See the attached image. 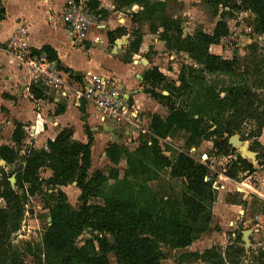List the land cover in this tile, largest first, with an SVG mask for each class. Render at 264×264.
<instances>
[{
	"label": "trees",
	"instance_id": "16d2710c",
	"mask_svg": "<svg viewBox=\"0 0 264 264\" xmlns=\"http://www.w3.org/2000/svg\"><path fill=\"white\" fill-rule=\"evenodd\" d=\"M112 1L123 9L143 8L150 18L154 13L165 12L164 0ZM88 2L96 14L103 13L99 11L98 0ZM212 3L214 6H228L226 0H212ZM232 6L235 11H252L257 16L256 33L264 39V0H241L240 3L233 2ZM2 13L4 14V11L0 10V20L3 19ZM136 18L137 16L133 19ZM169 25L175 27L178 33L174 39L176 51L189 54L203 66L202 71L193 70L194 73L200 74L201 77L205 74L229 77L239 74V62L236 58L222 60L209 52L212 46L218 45L228 34L224 22L216 24L212 35L198 32L184 39L180 38L182 30L177 28L173 21L164 22L167 32ZM119 32V29L115 31ZM115 33H108L110 42L114 40ZM164 41L166 42L165 39ZM141 43L140 39L135 53ZM41 51L55 60V54L50 47H43ZM185 71L187 69H182L179 75H166L153 67L144 76L146 83L161 85L169 82L168 100L178 103L176 109L170 110L167 119L151 117L150 127L155 136L164 138L175 133L177 129L191 128L190 132L195 137L204 122L203 114H206V111H212L213 114L215 109L219 112L212 117V121L223 134L232 136L248 121H255L258 129H264V114L259 115L257 110L240 105L244 96L251 94L248 90L232 89L225 98L205 94L201 99L204 104L197 102L191 105L192 89ZM39 90L33 88L31 93L35 98L43 99L44 94ZM149 95L155 101L165 98L153 92ZM80 110L84 113L83 107ZM226 113L230 114L227 118ZM84 130L88 139L85 144L74 140L72 129H64L53 141L47 142L45 149H37L34 146L24 147L23 126L17 125L12 136L14 146L0 147V161L8 170H3L0 178V199L5 205L0 208V257L5 258L0 260V264H20L14 257H8L11 250L7 240L19 228L25 201L41 191L43 180L39 174L43 170L51 171L52 176L47 183L53 186L65 187L75 184L81 192L79 200L82 203L78 211L66 204L52 213V227L45 232L44 239L45 257L49 264H111L110 258H115L116 264H161L166 255L160 245L170 250H186L209 231L212 207L216 201L212 184L205 182L209 163H200L187 154H180L172 162L156 141L149 145L148 139L142 137L143 147L133 154L126 152L125 155L128 170L123 180L118 182V189H122L124 193H109V177L99 172L92 176L89 174L92 168L93 136L87 125ZM230 152L234 151L228 145V139H224L213 146L210 159H218L221 155L228 156ZM108 156L114 165L119 163L118 151L108 152ZM258 167L237 156V162L225 176L238 181L239 175H243L240 181L242 186L264 197V161L259 163ZM164 169L171 170V178L180 181L184 193L179 203H167L166 209H159L157 198L149 191L147 183L155 170ZM99 198L104 201L103 206L89 204ZM84 232H89L92 236L93 241L87 240L88 243H98L99 254L95 253L94 247L90 251L93 256L91 253L83 254L77 249L76 241ZM95 233L110 234L116 238V242L110 244L105 238H95ZM242 237L240 232L232 243H238ZM232 243L226 247V251L233 252ZM260 252L261 257L257 264H264V251ZM237 253L241 255L244 251L239 249ZM195 256L213 259L214 256L218 257V254L216 248H212Z\"/></svg>",
	"mask_w": 264,
	"mask_h": 264
},
{
	"label": "rangeland",
	"instance_id": "374dc122",
	"mask_svg": "<svg viewBox=\"0 0 264 264\" xmlns=\"http://www.w3.org/2000/svg\"><path fill=\"white\" fill-rule=\"evenodd\" d=\"M109 2L111 4L108 6V11L102 8L101 3H99V11L103 12L100 21L113 20L119 26L120 32L115 33L114 38L124 41V44H122L121 49H117L118 54L116 56L120 61L128 62L131 65L133 70H131L130 80L136 89H140L145 94L138 101V104L141 105L146 115L167 119L170 110L178 107V103L175 100L172 102L168 100L169 91L167 87L169 82L157 85L154 82L146 83L144 81L146 72L153 67L158 68L166 75L168 73L179 75L182 69H187L185 75L190 80L192 89L191 98L193 100H191V105H195L197 102L204 104L201 99H203L202 97L205 94H210V97L225 98L230 93V90L240 88L251 93L244 96L240 105L250 107L254 111L257 110L259 115L264 114V39L256 33L257 16L252 11L238 12L233 10V2L240 3L241 0H226L228 3L226 8L214 6L212 0H164L162 2L164 3L165 12L163 14L154 13L151 18L143 8L137 7L136 9L128 10L118 7L112 0H109ZM136 16L137 18L134 20L133 18ZM124 19L126 22L123 21ZM119 20H121L120 23H117ZM169 21H173L175 26L182 30V36H180L182 39L187 36H194L198 32L212 35L216 24L220 21L224 22L228 34L221 39L218 45L212 46L209 52L219 56L222 60L236 58L239 62V74L235 77L206 74L201 77L200 74L194 73L193 70L202 71L203 66L189 54L176 51V41L174 39L178 33H176V28L173 26L172 28L170 25L167 32L164 22L168 23ZM140 39L142 43L138 52L135 53ZM113 46L114 44L109 43L110 48H113ZM135 60L137 63H135ZM136 75H138V78ZM169 80L173 81L172 79ZM40 87V85L32 83L30 91L32 92L33 88L40 89ZM42 92L44 94V91ZM53 92L50 94H53ZM152 92L165 98L162 101H155L149 95ZM218 112L219 110L215 109L213 114L212 111H206V114H203L205 115L204 122L195 137L190 132L191 128L189 130L177 129L175 133L167 137H160L164 141L171 139L167 144L163 143L161 147L165 156L172 162L180 154H187L196 161L202 159L205 155L210 158L213 146L224 139H228V145L234 152H230L228 156L221 155L218 159L212 158L208 160L209 164L215 165L217 172L225 175L233 164L237 162V156L241 157L238 149L230 144V139L237 136L238 141L248 145V150L255 154V167L259 168L258 164L264 161V129H258L255 121H248L240 131L228 136L218 130L216 124L212 121V117H215ZM229 115V113H226L225 117L227 118ZM148 116L142 114V119ZM108 122L113 123L111 121ZM119 126L121 128H118L116 137L113 139L107 137L100 138L102 140L98 141L97 138V141L94 142L93 138L92 168L89 174L92 176L99 172L109 177V193L118 192L121 194L124 191L120 188L118 189V182L123 180L124 174L128 170L125 160L126 152L133 154L141 149L143 147L141 139L143 138L127 137L124 134V128H122L124 125L120 124ZM23 132L25 134L24 147H32L29 135L24 129ZM6 137H9V135L7 134ZM154 141L157 142V140L151 138V144ZM157 143L161 146L159 142ZM191 149L195 150L190 152ZM110 150L119 152V163L117 165H114L108 156V152H111ZM245 161L251 164L253 162L250 159ZM3 170L5 172L8 171L6 165L0 161V178ZM152 171L154 170L152 169ZM39 176L43 180L42 189L35 196L25 201L23 218L19 228L7 240L11 250L8 257L12 256V259L14 257L20 264H49L45 257L46 247L44 239L45 232L52 227V213L61 205L67 204L76 211L82 206L79 200L81 192L75 184L61 187L47 183V180L52 176L49 170L41 171ZM239 176L240 178L236 182L240 185L239 188L243 189L244 187L240 182L243 179V175ZM151 177V180L147 183V188L156 196L159 209H166L167 203L180 202L184 188L179 180L171 178V170H155L154 175ZM213 189L217 198L218 192L214 187ZM251 198L253 196H250L249 201L246 202L248 204L246 219H250V223L245 231L250 230L251 233L253 231L254 236L250 238L248 246H246L243 239L238 243H232L233 252L232 250L226 251L228 245L224 247L216 245L213 248H216L218 257L214 256L213 259H208L195 256V254L199 255L204 252L195 251L194 248L192 250L190 248L186 250H170L168 247L160 245L166 255V259L161 264H257L261 257L260 251H264V201ZM261 198L264 199V197ZM89 204L103 206L104 201L99 198L90 201ZM4 207V202L0 199V208ZM241 228H244V226ZM212 231V229H209L205 234ZM93 237L105 238L110 244H115L116 242V238L110 234L100 235L95 233ZM87 240L93 241L92 236L89 232H84L76 241L77 249L85 254L91 253L90 251L94 247L95 253L99 254L98 243L96 241L88 243ZM239 249H242L244 253L238 254L237 251ZM93 255L91 253V256ZM3 259L5 258L0 257L1 261ZM110 263L116 264V259L110 258Z\"/></svg>",
	"mask_w": 264,
	"mask_h": 264
},
{
	"label": "crops",
	"instance_id": "0c3cea01",
	"mask_svg": "<svg viewBox=\"0 0 264 264\" xmlns=\"http://www.w3.org/2000/svg\"><path fill=\"white\" fill-rule=\"evenodd\" d=\"M69 1L71 0H0V10L4 11V14H1L3 19L0 20V147L14 146L12 136L17 125L23 126L30 137V145L37 149H45L47 142L53 141L64 129H72L74 140L85 144L88 140L84 130L86 125L90 128L94 142L97 138L100 141V138L116 137L121 126L109 122L102 124L97 119L93 107L79 98L80 91L94 76L114 79L119 94L136 110L148 116L138 104L145 94L136 89L130 80L133 70L131 65L120 61L116 56L117 49L122 48L124 41L114 37L112 42L108 39V33H115L119 26L113 20L106 21L107 25L105 21H100L99 27L88 31L84 42L74 43L68 36L64 20V11ZM98 1L101 7L108 11L111 4L109 0ZM123 21L126 22L125 19ZM20 26L28 27L27 44L32 51L40 53L43 47L53 50L61 72L69 81L68 88L60 92H46L49 90L40 87L44 91V98L37 99L32 95L28 73L6 51L7 42ZM109 43L114 44L113 48L109 47ZM136 76L138 78V75ZM51 92L53 94H50ZM81 107L84 108V113L81 112ZM146 119L150 127L151 117ZM122 128L124 134L131 137L127 135L130 128L126 125ZM7 134L9 137H6ZM201 161L203 159H198V162ZM221 175L216 180L224 189L217 191L216 202L212 207L210 229L213 231L202 235L200 240L190 247L191 250L194 248L195 251L205 252L216 245H230L236 235L242 232L243 236L249 226L250 219H246V202L249 197L264 201L246 188L240 189L236 181L223 173ZM242 226L244 228H241ZM253 236L252 231L248 237L249 242Z\"/></svg>",
	"mask_w": 264,
	"mask_h": 264
},
{
	"label": "built area",
	"instance_id": "2783aa9c",
	"mask_svg": "<svg viewBox=\"0 0 264 264\" xmlns=\"http://www.w3.org/2000/svg\"><path fill=\"white\" fill-rule=\"evenodd\" d=\"M101 15L96 14L88 0H71L65 8L64 20L67 26L68 36L74 43H82L87 39L91 28L100 26ZM29 36L28 27L21 26L6 44L7 53L15 58L18 65L25 70L30 77V84L35 83L43 89L57 91L69 87L66 75L61 72L56 60H52L46 53H34L27 44ZM79 98L83 99L95 110L97 119L102 124L111 121L117 125H126L130 128L127 135L132 138H147L151 144V138L157 140L162 147L164 141L156 137L147 124V119H142V113L131 106L118 92L117 82L108 77L94 76L91 82L84 87ZM191 150L190 152H193ZM200 163H208L209 158L203 156ZM208 173L205 182L212 183L216 191L224 187L217 182L221 173L217 172L214 164H208ZM215 175V176H214ZM216 180V181H215Z\"/></svg>",
	"mask_w": 264,
	"mask_h": 264
},
{
	"label": "water",
	"instance_id": "95a60500",
	"mask_svg": "<svg viewBox=\"0 0 264 264\" xmlns=\"http://www.w3.org/2000/svg\"><path fill=\"white\" fill-rule=\"evenodd\" d=\"M230 144L233 147H235V148L238 149V151L241 153V158L243 160L250 159V160L253 161L252 162V165L255 166V164H256V161H255L256 157H255V154L254 153H252V152H250L248 150V145L239 142L237 136H234V137H232L230 139ZM12 182H13V180H12ZM250 233H251V231H246V232L243 233V241L246 244V246L249 245V239H248V237H249Z\"/></svg>",
	"mask_w": 264,
	"mask_h": 264
}]
</instances>
